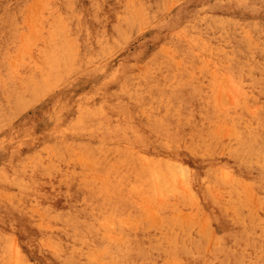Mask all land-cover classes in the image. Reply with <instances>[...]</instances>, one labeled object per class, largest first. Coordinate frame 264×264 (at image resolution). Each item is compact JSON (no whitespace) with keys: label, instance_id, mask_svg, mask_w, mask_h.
<instances>
[{"label":"rangeland","instance_id":"374dc122","mask_svg":"<svg viewBox=\"0 0 264 264\" xmlns=\"http://www.w3.org/2000/svg\"><path fill=\"white\" fill-rule=\"evenodd\" d=\"M39 1L9 0L0 6V90L8 80L19 92L31 82L53 84L34 98L25 93L22 103L0 106L6 111L0 109V264H264V248L251 252L235 243L231 228L239 217L264 237V166L240 169L219 161L241 135L259 129L264 118V0H98L87 5L84 15L93 32L98 24L109 30L106 40L96 41L97 53L87 34L81 39L79 8L71 9V18L59 20L64 15L59 5L69 0ZM48 6L54 7H49L52 13ZM30 30L42 37L35 35L34 41L31 35L33 45ZM63 30L69 40L78 36L86 55L75 59L67 43L60 46L56 40ZM53 51L58 65L71 67L48 80L52 74L41 75L54 62L46 59ZM122 118L136 125L121 126ZM114 127L148 129L149 151L139 154L132 147L130 152L170 160L171 172L138 161L127 181L112 184L115 171H123L122 160L98 171L93 160L56 153L69 130L86 144H97L87 137ZM26 144L40 146L32 147V156L26 154ZM14 152L26 155L20 159L24 171L39 161L47 180L17 175L9 161ZM76 189L106 196L113 206L103 204L90 220L92 229H70L63 239L54 237L58 225L49 214L50 204H81ZM19 225L25 227L23 233L16 229ZM29 232L35 235L31 244L24 235Z\"/></svg>","mask_w":264,"mask_h":264},{"label":"bare ground","instance_id":"6f19581e","mask_svg":"<svg viewBox=\"0 0 264 264\" xmlns=\"http://www.w3.org/2000/svg\"><path fill=\"white\" fill-rule=\"evenodd\" d=\"M9 0H0V6L3 4L2 2L5 3H8ZM39 1V0H38ZM43 1V0H42ZM46 1V0H45ZM48 1V0H47ZM50 1V0H49ZM53 1V0H52ZM59 1V0H58ZM127 1V0H126ZM143 1V0H142ZM179 1V0H177ZM40 2V1H39ZM89 3L87 4H84L83 2H81L80 0H69L66 4H60L59 5V8L62 9V14L63 17H60L59 20H66L67 18H71L72 15H71V9L73 8H79L81 11H82V20H81V27H82V34H81V39L83 37V34H87V37H88V40L90 41L91 43V46H92V49L94 52H96L97 50V45H96V41L98 40H102L104 39L105 37V40L106 38H108L109 36V30L106 26H102V25H99L98 24V29L96 31H92L90 27H88V24L86 22L87 18L84 17V15H86L87 13V10H86V7L87 5H92V4H96V3H100L98 0H88ZM136 2V1H135ZM141 2V0H140ZM42 3V2H41ZM48 2H44V4H46ZM53 3V2H51ZM131 3H132V0H131ZM144 3V2H143ZM43 5V4H42ZM48 5H50L48 3ZM44 6V5H43ZM97 6V5H96ZM106 7H108L109 5H104ZM47 7V6H46ZM49 7L51 8H54L52 6H48V9ZM143 8H146L144 6H142ZM50 8V9H51ZM42 9V8H41ZM46 9V8H45ZM48 10L49 12L51 10ZM57 9V8H55ZM60 10V9H59ZM77 10V9H76ZM54 11V10H53ZM40 12V11H39ZM20 13V12H19ZM43 13V12H42ZM52 13V12H50ZM74 13V12H73ZM78 13V12H77ZM80 13V12H79ZM49 14V13H47ZM95 14V13H94ZM0 15H1V11H0ZM12 15H14V13H12ZM10 15V21L11 19H13V17L11 18ZM42 15V14H41ZM78 15V14H77ZM126 14H122L121 17H124ZM131 13H129L128 15L126 16H130ZM50 16V15H49ZM15 17V15H14ZM21 17V16H20ZM214 17V16H213ZM211 17V18H213ZM43 18V17H42ZM47 18V17H46ZM2 20V18H0ZM8 19V20H9ZM41 19V18H40ZM53 19V18H52ZM79 19V18H78ZM142 19V18H140ZM46 20V19H45ZM150 20V19H149ZM206 20V19H205ZM214 20V19H213ZM216 20V19H215ZM219 20V19H218ZM217 20V21H218ZM68 21V20H67ZM80 21V20H79ZM77 21V22H79ZM144 21V20H143ZM2 22V21H1ZM43 22V21H42ZM65 22V21H64ZM207 22H208V19H207ZM15 22L12 23V25H14ZM17 23V22H16ZM76 23V22H75ZM212 23V22H211ZM214 23V22H213ZM2 24V23H1ZM0 24V25H1ZM66 25V23H64ZM77 24V23H76ZM210 24V23H209ZM219 24V22H218ZM3 25V24H2ZM17 25V24H16ZM41 25V24H40ZM39 25V26H40ZM64 25V26H65ZM70 24H68L69 26ZM78 25H80V23H78ZM139 25V24H138ZM216 25V24H215ZM18 26V25H17ZM38 26V27H39ZM63 26V27H64ZM75 26V25H74ZM7 27V26H6ZM9 27H11V24L9 25ZM16 26L14 25V28ZM42 27V26H41ZM212 27V26H211ZM210 27V28H211ZM213 27H214V24H213ZM8 28V27H7ZM13 28V29H14ZM32 29V27H30ZM29 28V29H30ZM69 28V27H68ZM67 28V29H68ZM78 28V27H77ZM216 27H214L213 30H215ZM221 28V27H220ZM219 28V29H220ZM6 29V28H5ZM11 29V28H10ZM18 29V28H17ZM17 29L15 32H17ZM38 29L39 28H36V31L38 32ZM43 29V28H42ZM66 29V30H67ZM70 29V28H69ZM80 29V28H79ZM257 29V28H256ZM41 30V28H40ZM39 30V31H40ZM62 30V29H61ZM8 31V30H7ZM33 32H27L30 34V37L29 39L33 36V38L35 37V35H38V34H33L35 30H32ZM64 31V30H63ZM222 31V30H221ZM220 31V32H221ZM1 32V31H0ZM14 32V33H15ZM36 32V33H37ZM42 32V31H40ZM71 32V31H70ZM223 32V31H222ZM11 33V32H10ZM9 33V34H10ZM19 33H21L19 31ZM65 31H64V35L61 33V38L63 39H58L56 41L60 42V46L63 48L64 45L63 43H67L68 45H65L68 53L70 52L71 55H73V52L75 53V59L77 58L76 55H86L87 53V48L85 47V52L83 51V49L79 48V44H78V39L76 37L73 38L72 40H69L66 36H65ZM80 33V31H79ZM1 34V33H0ZM8 34V33H6ZM5 34V36H6ZM8 34V35H9ZM27 34V35H29ZM68 34V33H66ZM238 34V33H237ZM12 35V33H11ZM10 35V37H11ZM25 34V36H27ZM32 35V36H31ZM41 35V34H40ZM40 35H38V37H41ZM78 35V34H77ZM177 35V34H176ZM4 36V35H3ZM13 36H15V34H13ZM16 36H18L16 34ZM86 36V35H85ZM72 37V36H71ZM179 39L181 38L179 35H178ZM240 37H241V33H240ZM8 38V37H7ZM12 38V37H11ZM16 38V37H14ZM13 38V39H14ZM18 38V37H17ZM32 38V39H33ZM37 37H35L36 39ZM42 38V37H41ZM238 37H236L237 39ZM4 39V38H3ZM10 40L9 42H13L14 40ZM28 39V38H27ZM33 39L34 41H38L37 39L35 40ZM243 39V38H241ZM240 39V40H241ZM245 39V38H244ZM2 40V39H0ZM16 40V39H15ZM247 40V38L245 39ZM244 40V41H245ZM18 41V40H17ZM25 42V45L26 43H28V40L26 41V38L24 40ZM118 41V40H117ZM7 42V41H6ZM5 42V43H6ZM30 42H31V39H30ZM29 42V43H30ZM84 42V41H83ZM240 42V41H239ZM15 43V42H14ZM28 43V45H29ZM34 43V42H33ZM17 44V43H16ZM35 44V43H34ZM25 45H23L25 47ZM30 45H33L32 42ZM29 45V46H30ZM4 46V45H3ZM8 44L7 46V49H8ZM36 46V45H35ZM71 46L75 47L74 49L75 50H72L71 49ZM112 46V45H111ZM12 47L13 44H12ZM28 47V46H27ZM32 47V46H30ZM78 47V48H77ZM39 48V47H38ZM23 49V48H22ZM27 49V51L29 50L28 48H25ZM187 50V48H185ZM189 49V48H188ZM240 49V48H239ZM241 50V49H240ZM239 50V51H240ZM26 51V50H25ZM31 51V49H30ZM77 51H79L78 53H76ZM242 51V50H241ZM4 52V51H3ZM39 52V51H37ZM84 52V54H82ZM102 52V51H101ZM187 52V51H186ZM5 53V52H4ZM97 53V52H96ZM183 53V52H182ZM240 53V52H238ZM246 53V52H244ZM2 54V53H1ZM29 55V51L27 53ZM185 54V52L183 53ZM242 55V53H240ZM31 55V54H30ZM96 55V54H95ZM186 55V54H185ZM26 56V55H25ZM24 56V57H25ZM57 51H53L51 52L47 57L46 59L48 61H54L52 62L46 69H44V74L41 75V77L45 76V75H49V74H52V76L48 79V80H55L57 79L58 77L60 78V75L68 70L71 65L70 64H64L63 62H61V64L58 65V61H56L55 59L57 58ZM24 57H22L23 60ZM29 57V56H28ZM81 57V56H80ZM88 57V56H87ZM86 57V58H87ZM94 57V56H93ZM92 57V58H93ZM31 58V57H30ZM33 58V57H32ZM89 58V57H88ZM87 58V60H88ZM91 58V59H92ZM90 59V58H89ZM90 59V60H91ZM96 59V58H95ZM94 59V60H95ZM37 60H39L38 56H37ZM79 60V59H78ZM28 62V59L26 60ZM74 61V60H73ZM23 62V61H22ZM26 62V63H27ZM36 62V61H34ZM168 62V61H167ZM175 63V61H173ZM172 62V63H173ZM25 63V61L23 62ZM33 63V62H31ZM29 63V64H31ZM75 63V62H74ZM165 63V62H164ZM171 63V61H170ZM244 63V62H243ZM241 63V65L243 64ZM18 64V63H17ZM28 64V63H27ZM36 64V63H35ZM34 65V63H33ZM35 66V65H34ZM75 66V64H74ZM167 66V65H166ZM21 69V73L23 72L22 70V66H19ZM24 67V66H23ZM173 67V66H172ZM17 68V67H16ZM16 68L14 70H16ZM9 69V68H8ZM72 69V68H71ZM4 70V69H3ZM6 70V69H5ZM70 70V69H69ZM11 71V70H10ZM7 72V71H6ZM68 72V71H67ZM17 73V72H16ZM15 73V74H16ZM21 73H18V74H21ZM4 74V73H3ZM14 74V72H13ZM14 74V75H15ZM34 74V73H33ZM64 74V73H63ZM62 74V75H63ZM17 75V74H16ZM11 76V75H10ZM20 76V75H19ZM35 77V76H34ZM10 78H13L14 79V76L10 77ZM18 78V77H17ZM16 78V79H17ZM37 78V77H36ZM6 79V78H4ZM21 79H23L21 77ZM179 81V79H176ZM9 81H13V80H8L7 84L5 86V90L2 89L0 90V106L4 105L5 103L7 104H12V103H15V102H21L25 100V93L30 95L31 98H34L36 97V95L40 92V91H43L44 90H48L51 86H53V84H50L48 83V85H43L44 83L42 82H31V83H27L25 85V88L24 89V92H19L18 91V87H16V84H12V83H9ZM21 81V80H20ZM58 81V80H57ZM130 81V80H129ZM132 82V81H130ZM14 83V81H13ZM129 83V82H127ZM3 84V83H2ZM12 84V85H11ZM29 84V85H28ZM1 85V84H0ZM5 85V84H4ZM1 87V86H0ZM28 87V88H27ZM4 88V87H3ZM52 88V87H51ZM50 88V89H51ZM7 89V90H6ZM42 93V92H41ZM45 93V92H44ZM120 93V92H119ZM132 93V92H131ZM43 94V93H42ZM41 95V94H40ZM39 95V96H40ZM42 96V95H41ZM132 96V94H131ZM29 97V96H27ZM26 97V98H27ZM40 98V97H38ZM129 99V98H128ZM29 100H30V97H29ZM38 100V99H37ZM178 100V99H177ZM176 100V101H177ZM35 100H33L34 102ZM145 101V100H144ZM30 102V101H28ZM37 101H35L36 103ZM148 103V102H147ZM171 103V102H170ZM31 104V103H29ZM173 104V103H171ZM20 105V104H19ZM8 106V105H7ZM10 106V105H9ZM29 106V105H28ZM4 107V106H3ZM12 107H14L12 105ZM26 107V105L24 106ZM6 108V107H5ZM19 108V107H18ZM22 108V107H21ZM20 108V109H21ZM27 108V107H26ZM1 109V108H0ZM4 109V108H3ZM1 109V110H3ZM23 109V108H22ZM118 109V108H117ZM116 109V110H117ZM0 110V111H1ZM7 110V109H6ZM17 110V109H16ZM4 111V110H3ZM2 111V112H3ZM21 111V110H20ZM6 112V111H4ZM8 112V111H7ZM10 112V111H9ZM13 112V111H11ZM10 112V113H11ZM18 112V111H17ZM9 115H12L10 114ZM1 114V113H0ZM18 114V113H17ZM3 115V114H2ZM15 115V114H14ZM5 117V115L3 116ZM13 117V115H12ZM17 117V116H16ZM7 118V117H5ZM9 119V118H8ZM12 119V118H11ZM123 119V122H122V125L121 126H124V125H136L134 123H130L128 120ZM4 120V119H3ZM13 120V119H12ZM21 120V119H20ZM81 121V120H80ZM81 123V122H80ZM82 128L84 127L85 123L84 121L82 122ZM240 125V124H239ZM247 126V125H246ZM236 127V126H235ZM239 128V126L237 127ZM241 128V127H240ZM20 129V127H19ZM238 130V129H236ZM241 130V129H240ZM238 130V131H240ZM241 131H245V130H241ZM240 131V132H241ZM155 132V131H154ZM164 132V131H163ZM167 132V131H166ZM246 132H247V129H246ZM245 132V133H246ZM158 133V132H157ZM238 133V132H237ZM248 134H244V135H241L240 139L236 142V143H232L231 144V147H233V149L229 152H227L225 146L222 147V151H225L224 154L222 153V158L221 160H219L220 162L222 163H225V164H228V165H231V166H234V167H237V168H240L242 169V167L244 168H249V164L253 165L252 168H257V169H260L262 168L264 165V118L262 119L261 123H260V126H259V129H253L250 131L247 132ZM36 134V133H35ZM166 134V133H165ZM232 134V133H231ZM241 134V133H240ZM158 135V134H157ZM167 135V134H166ZM150 131L148 129H144V128H128V127H114V128H110L109 130L107 131H100V132H95L92 136H88L87 139L89 140H96L97 144H86L84 142V137L80 134H77V132L73 131V130H69L68 133H67V140L66 142L61 145V146H55V149H56V153L57 155H59V157H63L64 155H72V154H78L82 157V160L84 161H89V160H93L97 163V170L98 171H101L105 168L106 164L113 161V160H117V159H120L123 161L122 165V169L123 171H115V175L112 176V178H110V181L115 183L116 181L118 182V180L121 178L123 180H128L130 177H131V174L129 172H133V168L135 167V165L137 163H145L147 161H150L152 163H155V164H160L161 167L163 169L166 170V172H171V167H172V162L169 160L167 162H163L162 158H155L154 156H151V155H145L142 157V158H138L136 156V153H131L130 151L132 150V147H135L137 148L140 153L139 154H143L145 152H148L151 145L150 143H152L150 141ZM163 136V135H161ZM160 136V137H161ZM233 136V135H232ZM237 136V135H236ZM239 136V135H238ZM254 136V137H252ZM156 137V136H155ZM238 138V137H237ZM170 139V138H169ZM160 140V139H159ZM188 140V139H187ZM38 142V144H46L45 142L43 141H40V140H36ZM236 141V140H234ZM174 142V141H173ZM184 143V142H183ZM186 143V142H185ZM256 143H261L262 145H258ZM38 144H35V145H38ZM48 144V143H47ZM35 145H25V152L26 154L30 155L32 154L33 152L31 151L32 147L35 146ZM209 145V144H208ZM40 146V145H38ZM169 146V145H168ZM47 147V146H46ZM45 145H44V151L47 152V150H45ZM50 147V146H49ZM167 147V146H166ZM171 147V146H170ZM199 147V146H198ZM219 147V146H218ZM217 147V148H218ZM179 148V147H178ZM183 148V147H182ZM216 148V149H217ZM35 149V148H34ZM38 149V147L36 148ZM40 149V148H39ZM42 149V148H41ZM51 149V148H50ZM80 151H83V152H80ZM195 151V150H194ZM38 152V151H37ZM39 153V152H38ZM34 154V153H33ZM32 154V156H33ZM36 154V152H35ZM40 154V153H39ZM38 154V155H39ZM138 154V153H137ZM191 154V152H190ZM215 154H216V151H215ZM37 155V154H36ZM35 155V156H36ZM46 155V154H45ZM217 155V154H216ZM42 156V155H40ZM39 156V157H40ZM26 155L25 154H22L20 155L19 153H11V156L9 158V161H10V164L12 166V169L17 173V175L19 174L21 177L25 178V176L29 173L30 176L36 178L35 180H47L46 178L42 177V175H45L44 171L41 170V166H40V162L39 161H36V163L34 164L32 170L30 172H27V171H24L22 169H20V159H23L25 158ZM31 157V156H30ZM190 157V156H189ZM32 158V157H31ZM41 158V157H40ZM45 158V157H44ZM175 157H172V159H174ZM39 159V158H38ZM189 159V158H188ZM26 160V159H25ZM43 160V159H42ZM41 160V161H42ZM48 159H46L45 161H47ZM139 161V162H138ZM48 162V161H47ZM202 161H200L201 163ZM204 163V162H203ZM238 163H241L242 166H236V164ZM45 164V163H44ZM116 164V163H115ZM26 165V164H25ZM33 165V164H32ZM149 165V162L148 164ZM262 165V167H261ZM24 166V165H23ZM31 167V165H30ZM121 167V166H120ZM149 168V166H147ZM251 168V167H250ZM9 169H10V166H9ZM26 170V169H25ZM12 172V171H11ZM8 173V172H7ZM13 173V172H12ZM11 174V173H10ZM9 175V173H8ZM19 177V176H18ZM192 177V176H191ZM92 178V177H91ZM98 179V178H97ZM196 179V178H195ZM199 180H200V177H199ZM196 181V180H195ZM99 186V185H98ZM103 186V185H102ZM106 186V185H105ZM104 186V187H105ZM109 187V186H108ZM100 189V188H99ZM75 192H80L82 198H83V202L81 204H78V203H75L73 201H68L67 203H65L66 205L64 206H61V204L59 203V205H55L54 202L52 201L50 206L52 207V209L49 210V214L51 215V217L56 221L57 223V232L55 234H53L54 237H58L60 239H63V236L67 237L69 236V230L70 229H76L78 230V233H80L84 227L85 229L89 230V229H92L91 226H90V220L95 216L96 217V213H99L98 211L102 209V206L103 204H105L106 206H113V201H110L108 199V197L106 196H99V197H95V194L92 195L91 193L88 192V190H85V189H76ZM120 194V193H119ZM75 195V193H73V196ZM103 195V194H102ZM114 196V195H113ZM120 196V195H119ZM91 204V207H88V205ZM106 210V208H105ZM110 210V209H109ZM113 210V209H112ZM108 211V210H107ZM102 213V212H101ZM107 214V213H106ZM236 215V214H235ZM238 216V214H237ZM235 216V217H237ZM240 216V215H239ZM233 220V219H232ZM234 224V227L231 226L232 228V231H233V238H234V241L235 243L236 242H242V245L244 246H248L250 247V251H254L256 249H258L259 247H262L264 248V237H260L254 227L250 224H246L245 221L242 220V218H239L235 220V223ZM92 225V224H91ZM22 228H25L24 226H16V229L21 231L23 233V230ZM126 233V232H125ZM128 233V232H127ZM126 233V234H127ZM24 235L27 237V239L29 240L30 236H35L32 232H29V233H24ZM39 235V233H38ZM125 235V234H124ZM127 236V235H125ZM134 236V234H133ZM136 237V236H135ZM127 238V237H126ZM128 238H129V235H128ZM132 238V236L130 237ZM129 238V239H130ZM31 239V238H30ZM136 239V238H135ZM125 240V239H124ZM128 240V239H126ZM125 242V241H124ZM32 241L29 240V244H31ZM134 243V242H133ZM137 243V242H136ZM126 244V243H125ZM238 244V243H237ZM120 246V245H119ZM128 246V245H127ZM122 247V246H121ZM31 249L34 248L33 247V244L31 245L30 247ZM129 248V247H128ZM127 250H130L128 249ZM115 250V249H113ZM112 250V251H113ZM122 250H120V252L122 253ZM126 250V251H127ZM118 251V250H117ZM236 251V250H235ZM116 252V251H115ZM233 252V250L231 251V253ZM113 253V252H111ZM119 253V251L117 252ZM129 253V252H128ZM116 254V253H115ZM248 254H250L248 252ZM247 254V255H248ZM243 255H245L243 253ZM113 256V255H112ZM130 254L128 255H123L122 257L123 258H126V257H129ZM120 257V258H122ZM247 257V256H246ZM119 258V257H118ZM122 258V259H123ZM248 259V258H247ZM115 261V260H114ZM118 261H116V264H117ZM246 262V261H245ZM244 262V263H245ZM248 262V261H247ZM112 263V262H110ZM120 263V261H119ZM124 263V262H123ZM243 263L242 261L239 262L238 264H241ZM243 263V264H244ZM249 264V263H248Z\"/></svg>","mask_w":264,"mask_h":264}]
</instances>
